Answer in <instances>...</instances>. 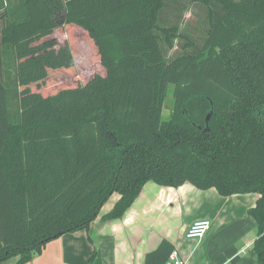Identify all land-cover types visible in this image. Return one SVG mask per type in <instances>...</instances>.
I'll list each match as a JSON object with an SVG mask.
<instances>
[{"label":"trees","instance_id":"16d2710c","mask_svg":"<svg viewBox=\"0 0 264 264\" xmlns=\"http://www.w3.org/2000/svg\"><path fill=\"white\" fill-rule=\"evenodd\" d=\"M188 1L205 5L201 43L160 23L166 0H0V262L87 229L113 192L101 217L120 219L151 181L257 193L264 264V0ZM62 27L90 38L105 72L42 96L29 85L47 91L75 64ZM173 249L162 238L144 264Z\"/></svg>","mask_w":264,"mask_h":264},{"label":"crops","instance_id":"0c3cea01","mask_svg":"<svg viewBox=\"0 0 264 264\" xmlns=\"http://www.w3.org/2000/svg\"><path fill=\"white\" fill-rule=\"evenodd\" d=\"M81 38L88 43L84 34H77L78 43ZM64 41L68 39L59 42ZM86 42L82 50L87 48ZM257 197L254 192L223 196L215 188L202 190L189 182L171 187L148 181L123 217L103 225L110 232L105 264H144L145 254L162 238L173 244L187 264H257L253 248L256 223L247 213ZM203 218L210 222L203 236L186 238L188 226ZM80 231L54 238L60 241L59 252L46 253L47 242L39 254L45 256L41 264H75L86 245ZM0 264H13V258Z\"/></svg>","mask_w":264,"mask_h":264},{"label":"rangeland","instance_id":"374dc122","mask_svg":"<svg viewBox=\"0 0 264 264\" xmlns=\"http://www.w3.org/2000/svg\"><path fill=\"white\" fill-rule=\"evenodd\" d=\"M166 9L161 12V21L162 25H173L176 24L178 26L177 32L182 34H186L190 36V38L194 37L197 43H201L203 37H205V31L208 27V17L207 12L205 10V5L201 3L190 2L188 0H166ZM63 28V36L68 39L66 41L68 46L73 51V56L75 59V64L72 65L71 68H62L59 70V77L49 78L44 81L43 86L40 88L48 87L47 91L42 92V89L37 88L34 84L29 85L32 92H39L42 96L50 95L55 93L57 90H62L64 88H72L76 87L86 79V77L93 72H101L104 73V67L101 65L99 60V54L97 49L92 48V44L90 38L87 36L88 43L83 41H77V34H80L77 30L67 31L65 27ZM86 42L87 48L83 49L84 43ZM62 44V42H59ZM172 46L167 47L166 43L163 41V49L165 50V54L167 56L174 55L178 52L180 45L185 43L184 39H173ZM60 79V80H59ZM70 82L68 83L67 81ZM57 84V85H56ZM172 87L167 93V96L162 105V117H168L170 113V109L172 106V96H171ZM53 184L52 180H49L48 185L51 187ZM51 189V188H50ZM49 189V190H50ZM118 197L117 192H113L109 198L103 203L99 213L90 224L88 229H84L81 232L80 236L81 240L86 244L85 249L82 255L77 257L75 264H87L90 256L94 253L92 263L91 264H105V260L108 254L109 241L107 236L109 237V231L103 227V225L107 222V220L102 219V214L108 211L114 200ZM107 224V223H106ZM105 224V226H106ZM103 229L100 231V229ZM100 231V232H99ZM99 233V234H98ZM89 237V238H87ZM54 239L48 241L50 242L47 247V252L56 250L59 252L60 241H53ZM52 241V242H51ZM47 243V242H46ZM45 243V244H46ZM44 244V245H45ZM44 247V246H43ZM43 247L40 252L35 254L32 259L26 261L23 264H41L43 256L39 255L41 251H43ZM82 250V249H81ZM45 254V253H44ZM82 255V257H81ZM41 256V257H40ZM99 256V257H98ZM45 257V256H44ZM98 257V259H97ZM13 258V264L16 262V257H10L8 259ZM4 260V261H5Z\"/></svg>","mask_w":264,"mask_h":264},{"label":"built area","instance_id":"2783aa9c","mask_svg":"<svg viewBox=\"0 0 264 264\" xmlns=\"http://www.w3.org/2000/svg\"><path fill=\"white\" fill-rule=\"evenodd\" d=\"M210 226L208 219H197L194 220L186 229L185 236L189 239H198L203 236ZM165 264H187L186 260L183 259L179 252L174 248L168 255Z\"/></svg>","mask_w":264,"mask_h":264},{"label":"water","instance_id":"95a60500","mask_svg":"<svg viewBox=\"0 0 264 264\" xmlns=\"http://www.w3.org/2000/svg\"><path fill=\"white\" fill-rule=\"evenodd\" d=\"M207 120H208V118H207Z\"/></svg>","mask_w":264,"mask_h":264}]
</instances>
